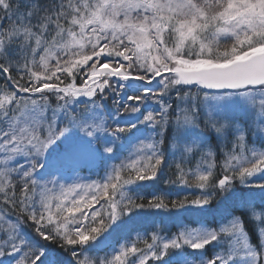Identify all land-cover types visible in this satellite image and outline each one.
Returning <instances> with one entry per match:
<instances>
[{
    "label": "snow or ice",
    "instance_id": "6c2138e0",
    "mask_svg": "<svg viewBox=\"0 0 264 264\" xmlns=\"http://www.w3.org/2000/svg\"><path fill=\"white\" fill-rule=\"evenodd\" d=\"M0 13V75L13 89L0 87V204L15 213L0 208V264H264V150L247 146L249 130L264 142V0H0ZM183 85L215 91L201 100ZM166 143L179 182L191 175L202 195L149 191L171 167ZM97 162L103 176L82 182L80 167ZM66 174L76 179L61 183ZM145 210L201 219L170 238L120 242ZM101 248L110 257L79 259Z\"/></svg>",
    "mask_w": 264,
    "mask_h": 264
},
{
    "label": "trees",
    "instance_id": "16d2710c",
    "mask_svg": "<svg viewBox=\"0 0 264 264\" xmlns=\"http://www.w3.org/2000/svg\"><path fill=\"white\" fill-rule=\"evenodd\" d=\"M0 15H2V13H0ZM5 24H7V21H5ZM50 39V37H49ZM221 45L222 46H230L231 45V40H221ZM169 46H171V44H169ZM36 59L38 60L39 57L37 56ZM52 63L54 64L55 61H52ZM35 70L40 71L41 69L39 67H36ZM11 75L13 77V79H18L19 78V74L14 70L11 72ZM58 75H60L58 73ZM165 76L170 75L169 73H165ZM60 79L61 81H63V84L61 86H63L64 84H68L69 82H71V78L67 77L65 75H60ZM84 79L83 76L81 75H77L76 79H75V84L76 85H80L82 83V80ZM53 82L55 81V78H53ZM20 83L24 86H27V78H25L24 80H20ZM110 83H112V81H110ZM155 84V83H154ZM0 87H7L9 91H12L13 89L11 88V86H9L5 80V78L0 75ZM178 88H180L181 90V94L183 93H190V95L192 96H197L199 99L202 100L203 97V92L207 91L204 90L202 88L199 87L198 90V86H190V85H183V86H177ZM212 92V91H209ZM22 95H28V94H22ZM37 94L36 96H33V98H38ZM175 95H176V91L175 89H173L168 96V102L172 103L173 106L175 107L176 101H175ZM83 99V98H81ZM113 99L114 97L109 94L108 100H107V104L109 107H112L113 104ZM49 100L51 102V105L53 107L56 106V98L54 96L49 97ZM85 102H87V99H83ZM132 103V102H129ZM147 104V110H151V111H159L158 106L156 105L155 101L152 100H148L145 102ZM83 105H77L76 107H82ZM183 107H187V105H182ZM169 118L174 120L175 119V114L172 113L170 111L169 113ZM203 127V125H201ZM233 137L229 136L228 140H232ZM213 143H215V137H213ZM247 146L249 148L251 147H256L258 150H264V142H261L257 137H254L252 135L251 130H249L248 132V138H247ZM232 145L227 143V141H225L222 145H221V151L223 152H227L231 149ZM164 149L166 154L169 157V164L171 165V167L166 168L165 169V175L161 178L160 181L157 182L155 188H152L151 186H149V191L154 192L157 195H163L165 196L166 202L170 201V200H177V199H184L185 197H187L188 199H194L200 195H202L203 190L195 187V181L193 179V177L191 175H188L186 177V179L189 181V186H184L182 185L179 180H178V174L176 172L175 169V162H180V156L179 154H177L176 157H172L171 156V151H173L171 149L170 144L166 143L164 145ZM127 153H125L126 155ZM1 159V156H0ZM216 169H215V178L218 179L223 175V172L221 171L220 165L223 162V157L221 155H219V153L216 156ZM201 161V154H197L194 157L191 158H185L182 161L183 166L185 167V169H195L197 167V165L200 163ZM21 163H24L23 160L20 161ZM118 163V161H116ZM104 172H103V168L102 166L99 164V162H97L96 164H85L82 167H80V169L78 170V177L83 178L82 182H88L89 180H98L103 176ZM67 178V180H66ZM36 179L40 182H47L49 180H52L53 177L52 176H43V177H36ZM75 179H68L67 176H65V179L61 180V183H72ZM12 181L13 183L16 184V191L17 193H19V188H20V184L21 181L19 180V177L13 175L12 177ZM171 181V182H170ZM49 188L52 187L51 184L48 185ZM39 191V189H38ZM56 191H58V189H56ZM111 194V191H110ZM128 195H135L134 193H127ZM145 196L148 195L147 192L144 193ZM117 198H119L117 196ZM223 197L219 194H217L216 200L213 201V207H216L217 205L223 207L222 202ZM138 202H145V201H138ZM101 204L104 203L103 200L100 201ZM95 207H100V204L95 205ZM0 208H3V210L5 212H8L9 214V218L11 219H15V213L12 212L11 209L3 206L2 204H0ZM236 215L239 216H243L245 218L246 221V226L247 227H251V222H249L247 220V216L245 213L243 212H239L237 211L235 213ZM179 215H181V222L180 219L176 220V217H179ZM138 218V221H136V219ZM201 219L200 217L196 216V217H190L188 215V213L184 212L183 210H173L171 213H167V212H159L157 213L155 210H145V212L140 213L138 215H135L133 217V220L130 222L129 225V230L126 234L123 235L121 242L127 241V240H133L136 238L137 234L139 233L142 237L144 236L145 233L148 234V243H151V239H150V235L151 233L155 232L157 233L159 236L161 237H171L173 236L175 233H177L179 231V228L183 229L184 227H194V226H198L192 223V221L194 220H199ZM205 219L207 220H211L212 217H205ZM179 222V225H176V223ZM215 226V225H213ZM6 227V225H5ZM27 230L29 232L32 231V227L29 226L27 228ZM252 242L253 243H257L256 237L253 235L252 237ZM51 248L53 249H58L59 245L56 242H51L49 245ZM114 246H118V245H114ZM138 247L140 248H144V243L141 240L140 242H138L137 244ZM77 251H81L80 249H77ZM111 255V248H101L99 250H85L83 251V254L80 255L79 259L80 260H84L86 257L90 258L92 261H95L97 258H102L105 256H109ZM149 264H153V262H149Z\"/></svg>",
    "mask_w": 264,
    "mask_h": 264
},
{
    "label": "rangeland",
    "instance_id": "374dc122",
    "mask_svg": "<svg viewBox=\"0 0 264 264\" xmlns=\"http://www.w3.org/2000/svg\"><path fill=\"white\" fill-rule=\"evenodd\" d=\"M165 74V73H164ZM163 74V75H164ZM167 74V73H166ZM157 79H160V78H157ZM155 83V81H153V84ZM22 95V94H21ZM1 159H2V156H1ZM66 176L67 177H71V178H75V176H72L71 174H66ZM188 215L190 216V217H196L195 215H192V214H190V213H188ZM180 219V221H181V215H179V217H176V220H179ZM136 221H138V218L136 219ZM176 225H179V222H177L176 223Z\"/></svg>",
    "mask_w": 264,
    "mask_h": 264
}]
</instances>
